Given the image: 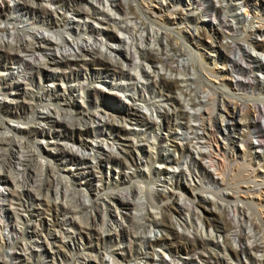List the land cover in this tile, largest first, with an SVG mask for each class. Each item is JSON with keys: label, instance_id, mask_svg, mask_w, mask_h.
Masks as SVG:
<instances>
[{"label": "bare ground", "instance_id": "obj_1", "mask_svg": "<svg viewBox=\"0 0 264 264\" xmlns=\"http://www.w3.org/2000/svg\"><path fill=\"white\" fill-rule=\"evenodd\" d=\"M12 1L17 2L15 3L16 8L20 10L15 16H9V14L5 15L2 9L0 10V17L5 16L4 18L12 24L11 27L7 22L6 27L3 28L5 31H0V66L4 65L7 71L1 75L9 74V78L12 79L11 82L5 85H2L0 82V92H3L6 99L11 97L12 101L16 102L19 101V96L21 95L25 105L22 112L17 106L18 103H15L16 106L12 107V109H4L6 101L2 100L0 101V112L6 117L25 120L26 126L22 128L10 123L9 121H11V119L5 120L0 118V181L8 183V185L11 184L13 187L11 192H8L9 195L7 198L3 201L10 206L9 209L16 215L18 213L14 210L17 208L13 207V205L16 204V200H20V197L24 195L30 197V192L24 185L25 174L22 175L23 179L22 176L20 177V170H25L24 168L22 169L23 162L27 161L26 157L23 155L24 148H29L27 152H29L32 157H35L36 165H38L42 171L45 168H50V164H48V160L41 157L40 151L37 148H41V144H43L42 147L47 151L54 150L56 147H61L63 153L59 157L60 162L62 164L70 162L71 165H81L82 169H86V173L89 175L88 179H85V181L83 180V182L79 184L85 183L88 187V192L93 195L94 199L99 203H94L97 206L90 210L89 207L93 206V202H91L87 194L81 195L78 190L76 191L73 187L70 188L71 185H69V181L60 179L53 174L55 182H58L59 178L61 184L64 186L61 195L58 191L59 187L54 188L55 200L62 196L60 201H53V207L56 209L53 220L56 219L57 227L60 229L68 226L69 232L72 229L71 225L73 220L70 218L67 219L66 216H64L65 211L70 210L68 208L70 205H67L70 203V199L66 198V196L70 195L73 201L79 206V210L81 209L85 212L87 216V219L84 217L85 220L87 221L90 219L91 226H87V223L86 226L90 228L89 230L93 231V238L96 242L101 240L100 234L102 232H112L113 230L120 229L126 236L125 239L123 237L120 242L121 248H123L122 254L129 251V256H131L132 249L134 248L133 254L135 256L145 254L143 253V247L145 245L150 247L154 242H157V239L155 238L151 241L150 238L144 236L143 230L151 227L161 229L163 226L171 225V223L166 224L162 209L159 211L161 219H157V213L153 212V209L152 211L146 208L147 205L143 202V199H146L147 203H149V207L153 205L156 207L160 194L150 189L146 184L141 185L143 181L138 180L136 171H140V169L135 170L134 167L143 166L147 168L149 160L153 158L163 162L168 159L167 154H160L156 158L154 157L155 151L154 154L152 151L157 149L155 148V143L158 140L161 129L167 126L163 121V117L166 115L169 108L167 106L159 107L157 104L152 107V111L149 113L148 109L141 107L139 103L146 101L142 93L146 84L138 80L137 75L140 74L131 73L130 69L132 67L139 68V70L147 74L148 77H153V81L155 82L165 78H173L175 82H177L176 80L178 79L179 84L183 85V87L186 86L188 79H190L186 76L184 77L187 72L182 75L183 77L171 74V72L175 70L173 67L180 66L183 72L184 67H188V60L180 61L179 58L175 57L182 54V50L178 49V44H180L181 41L179 36L180 33L178 32L175 34L165 25H158L155 19L160 17V15L151 8V5L154 3L159 6V10L165 9L168 14H171L168 5H165L166 3L164 4L163 2L168 1V3H176L180 2V0H129L123 4L121 2L114 4L109 0ZM231 1H233V5L242 3L243 7L249 9L253 8V4H259L257 0L255 3H253L252 0ZM143 7H146V11H144ZM146 12H149L151 16H155L156 18H154V20L152 18L150 19V16H147ZM68 14L72 15V19H69ZM233 16L236 15L234 14ZM145 21H148V27L144 25ZM254 21H260L261 23V20ZM236 22L240 24L238 17L236 18ZM252 23L253 22H250V24ZM177 24L181 25L185 31H187V29H192V32H189L190 36L193 37L192 39L196 41V44L199 43L197 35L199 31H195V27L189 26L186 20L180 21ZM244 28H246V30ZM241 29L242 30L238 29L236 34L234 33L236 30L232 26L231 28H226V30H215V33H220L223 39L230 40V43L223 44L221 48L232 52V48L235 47L237 35L247 40H255L258 37L264 36L263 24L243 25ZM117 32H125L126 36L120 38L117 36ZM172 39H175V41H171ZM108 42L114 43L117 48L112 50ZM247 47L253 49L250 43H247ZM247 51L249 50H245L244 56H246ZM248 57L251 59L249 64H246L249 69L264 72V63L260 59L257 57L251 58L250 55H248ZM136 59L139 60L140 65L134 63ZM8 61L14 64V66L8 67L6 65ZM231 61V65L237 72L243 73V66L237 61V57H232ZM2 62L5 64H2ZM90 64H97L98 66L89 70L87 66ZM151 64H155V67H157V71H151L153 75L150 74V71L143 68V66L150 67ZM197 64L202 65L201 62ZM197 64L195 62V65ZM129 65L132 67L129 68ZM12 69H14V71ZM180 69H176L175 71L181 72ZM195 69L196 68H194V71ZM191 70H193L192 67ZM254 73L256 72H253V81ZM36 78L39 79V84L37 85L35 83ZM134 79H136L137 82L131 83L130 80ZM142 79L144 80V78ZM148 79L150 78L144 81L146 82ZM48 80H50V82H48ZM95 81L107 86L109 89L107 94L119 96V94L123 92L124 97L128 101L125 102L123 100L109 98L107 100L105 99V103H100L101 101L95 97L97 89V87L93 85ZM248 83L247 90L251 88ZM262 84H264V80ZM236 86L240 90H244V85L236 83ZM175 89L177 90V88ZM217 89H219L218 100L221 101L219 104L220 108H218L217 112L214 114L208 109L197 106L198 108L196 107L193 113L197 116L201 114L209 116L207 118L209 125H206V121L205 124H203L204 121H201L206 117H200L202 123L200 121L197 122L199 123L201 134H215L212 145L215 147V150L211 149L210 151L214 152L213 154L222 156L224 161L230 165L232 162L234 164V162L237 161L238 152H236V145L247 147L250 133L255 132L262 137L264 136V131L260 129V126L256 125L257 117L263 115L264 104L253 103V101H245L244 104L239 102V98V101L236 100L235 98L237 97H230V95L224 97L223 87H218ZM126 90L133 91L134 94L130 96L127 94ZM200 91L203 94L201 96L202 99L198 101L200 104H204L210 95L208 96L207 93H204L203 88ZM182 92L183 91H180L179 93L178 91L180 99L183 97ZM86 93L91 102H93L94 109L90 110L87 107L85 109L84 106L80 107V105L77 104V111L79 113H86V118L83 120L84 123L80 121L76 122L75 119L73 120L71 118L73 115L70 111V108L76 102L73 97H78L80 99L83 95H86ZM210 97L212 98V96ZM53 103H56L57 106L50 110V105ZM199 103L198 105H200ZM193 105H195V103ZM99 106H101L102 109L98 108ZM39 107H44V110H40ZM106 109L109 111L111 110L113 113L106 111ZM35 110L38 111L36 112ZM210 110H212V108ZM24 111L27 112L26 116L24 115L23 117ZM213 124L214 128L212 129ZM134 126L138 127L139 131L133 129L132 127ZM54 127L57 128L53 129ZM147 133H153L151 145H148V148H142L139 142L147 141L145 139ZM135 135L140 136L141 140H137L134 137ZM38 138L40 139V146H31L30 141L35 142V139ZM91 142L96 143V145L92 146L94 148L91 149V151L94 150L95 152L93 155L90 153L81 154L72 149L75 145L81 148L88 147L92 145ZM165 151L170 154L174 150L165 149ZM246 152L247 150L239 155L244 162L247 161L246 157L249 156ZM200 153H204V151L199 150L198 154L200 155ZM5 157H7V159ZM4 159L7 161H4ZM170 160H172V157L167 161ZM12 161L14 162L12 163ZM4 165H7L6 170L2 169V167H5ZM245 165L249 166L248 161ZM12 166L15 170H18L16 171V175H14ZM106 167L109 171L113 173L116 172L115 176L111 175L110 178H104L102 175L97 174L96 169L102 170ZM84 173L85 172H80L78 176L83 178ZM156 174L165 181L175 177L173 173H169L166 170H157ZM257 177H260L258 179L264 178V176L260 175ZM33 182L37 183L35 180ZM254 182H258L264 190V181H257L256 179ZM258 183L256 184L258 185ZM128 184L133 186V191H130ZM36 185L38 186V183ZM260 193L264 194V191ZM140 194L143 195V199L140 197ZM229 194L232 195V192ZM50 196H48V198ZM103 196H106V199H104ZM202 200L205 201V198H202ZM20 202L18 203L20 204ZM49 202H47V205ZM36 205L37 206L32 207L28 203L23 205L24 209L19 207L22 208L24 212V214H22V221H30L27 224L33 229L32 235L37 233L35 230L37 227L35 223L32 222V217L36 216L38 219L40 217L39 215L42 213L38 211V208H40L38 206L40 205L39 202ZM187 208L190 209V206ZM121 209H126L131 212L123 216L120 213ZM71 210L73 209L71 208ZM245 214L248 215V213ZM112 215H115V218H113ZM116 215H119L120 218H116ZM189 218V216L185 218L183 225L189 224L191 227L192 223ZM96 219L100 220V227L98 226L97 228H95L98 222ZM202 225L204 226V224ZM228 225L231 227L230 224ZM82 226H84V224ZM235 226H237V224H235ZM10 227L14 231H20L14 224H11ZM75 228L79 227L77 226ZM66 229L64 230L68 232ZM82 229L84 228L81 227V230H78L79 234L83 232ZM250 229L252 230V228ZM195 230V240L198 238L203 244V237L200 235V231H198V229ZM47 235L50 236V233ZM12 237L14 238V236ZM8 243V246H10L11 239H8L2 244L5 245ZM28 243H31V250L39 247L37 245L38 240L30 239L27 242L19 244L21 252L26 251V248H30L27 246L29 245ZM2 244H0V246ZM47 244L52 245L50 242H47ZM251 248L256 250L259 249V251L263 252L262 256L264 255V244H261V242L253 245ZM55 251L58 253V250ZM21 260L22 259L19 258L15 264H20ZM113 262L119 264L115 261ZM206 262H208V259L205 260L204 263ZM159 263L171 264L166 262L163 258H161ZM101 264L104 263L101 262Z\"/></svg>", "mask_w": 264, "mask_h": 264}, {"label": "rangeland", "instance_id": "obj_2", "mask_svg": "<svg viewBox=\"0 0 264 264\" xmlns=\"http://www.w3.org/2000/svg\"><path fill=\"white\" fill-rule=\"evenodd\" d=\"M109 1L114 4H118L119 2L123 4L129 0ZM257 1L259 4H253L254 6L252 9L243 7L242 3L233 5V1L231 0H180V2L176 3H168L167 1L163 3L168 5L171 14H168L165 9L159 10V6L154 3L151 5V8L153 11L157 12L160 17L156 18L155 16H151L149 12H146V15L150 16V19L152 18L154 20V18H156L155 21L158 22V25H165L175 34L178 32L180 33L179 36L181 41L179 40L180 44H178L179 48H177L182 50V54L175 57L179 58L180 61L188 60V67H184V72L180 69V66L173 67L175 70L180 69L182 73L173 70L172 72L174 73L171 72V74H176L180 77L187 72L189 75L186 73L184 77L186 76L187 78H190L187 81V87H183V85L179 84L178 79L176 80L177 82H175L173 78H165L155 82L153 81V77H148L147 74L139 70V68L129 65V68L132 67L130 69L131 73L140 74L137 75L138 80H141L146 84L142 93L147 102H140L139 105L148 109L149 113H151L152 107L157 104L159 107L167 106L169 108L166 115L163 117V121L168 127L165 126L164 129H161L158 140L155 143V148L157 149L152 152L154 154L155 151L154 157L156 158L160 154H167V160L171 159V157L172 160H166L163 162L161 160L159 161V159L155 160V158H153L152 160H149L147 168H144L143 166L134 167L135 170L140 169V171H136L138 174V180L143 181L141 185L146 184L150 189L160 194L156 207H154V205L149 207V203H147L146 199H143V195L140 194V197L144 200L143 202L147 205L146 208L148 210L153 209L154 211H152L157 213V219H161L159 211L162 209L166 224L171 223V225L163 226L161 229L151 227L143 230L145 234L143 235L145 237L150 238L151 241L156 238L157 242H154L150 247L145 245L143 247V253L145 254L139 256L133 254L135 248L132 249L131 256H129V251L122 254L123 248H121L120 242L123 237L125 239L126 236L120 229L113 230L112 232H102L100 234L101 240L96 242L93 238V231L89 230V227L87 228V226H91L90 219L87 221L85 220V218L87 219L85 212L81 209V211L79 210V206L73 201L70 195L66 196V198L70 199V201L66 199L70 202L67 204L68 206L70 205V207L67 206L70 210L65 211L64 216H66L67 219L70 218L73 220L71 225L73 231L71 229L70 233L68 226L59 229L56 225V219L53 220V215L56 212V209L53 207V201H60L62 197H59L57 200L54 198L55 187H59L58 191L60 195L64 189L60 179L69 181L70 183H68L71 185L70 188L73 187L76 191L78 190L81 195L87 194L89 196L88 198L93 202V206L89 207L90 210L97 206L94 203L99 202L88 192V187L85 183L79 184L80 182H83V180L85 181V179H88L89 175L86 173V169H82L81 165H71L70 162L62 164L59 158L63 153L61 147H56L54 150L47 151L42 147L43 144H41V148L37 149L40 151L39 153L41 154V157L48 160L50 168H45L41 171L39 166L36 165L35 157H32L30 153L27 152L29 151V148L23 149V155L26 157L27 161L23 162L22 169L24 168L25 170H20V177L25 174L24 185L27 187L26 189L29 190L30 197L24 195L22 196L24 199L20 197V200H16V204H12L13 207L17 208L14 211L18 214H13L9 209L10 206L3 201L9 195L8 192H11L13 188L12 185L0 181V244L11 239L10 246L7 247L6 244L0 246V264H15L19 258L22 259L20 264H23L22 252L26 251L21 252L19 244L27 242L30 239L38 240L39 244L37 243V245L39 247L31 250V243H28L29 245L27 246L30 248H28L27 251V258H30L31 260L30 263L27 264H101V262L104 264H115L113 261L119 264H160L159 262L161 261V258L171 264H264V255L262 256L263 252L259 251V249L256 250L251 248L253 245L260 242L261 244H264V203L258 199L260 198V194L258 196V193L264 190L258 182H254L256 179L257 181H264V178L258 179L260 177H257L258 175L264 176V136L262 137L255 132L250 133L247 147L236 145V152H238L237 161H235L234 164L232 162L229 165L224 161L222 156L213 154L214 152L210 151L211 149L215 150V147L212 146L215 134H201L198 125L199 123L197 122L201 120L200 117H206L201 121H204L203 124H205L206 121V125H209V121H207L209 116H204L202 114L197 116L193 113L197 106L202 107L203 109H208L214 114L217 112L218 108L216 107V101L214 99L218 100V86H222L225 91H228V78H231V74L239 73L231 65V57H236L237 55L242 54V56L245 57V63L249 64L251 59L248 55H250L251 58L257 57L264 63V36L258 37L255 40H247L244 39V37L241 38L242 36L237 35L235 47L232 48L233 51L231 52L221 48L223 44L230 43V40L223 39L220 33H215V30H226V28H231L232 26L235 28L236 32L234 33L236 34L238 29L242 30L241 27L243 28V25L250 26L261 24L260 21H252V18H263L264 20V0ZM252 2L255 3L256 0H252ZM15 3L17 2H13L12 0H0V10L2 9V12H4L5 15L9 14V16H15L17 12H20V10L16 8ZM143 8L144 11H146V7ZM234 14L236 16H233ZM4 17H0V31L2 32L5 31L3 28L6 27L7 22L8 25L12 27L11 22L7 21ZM68 17L69 19H72V15L68 14ZM237 17L240 24L236 22ZM183 19L186 20L189 26L195 27V31H199V34H197L199 39L198 44H196V41L190 36L192 29H187V31H185L181 25L177 24L180 21H185ZM249 22L253 23L248 24ZM144 25L148 27V21H145ZM244 29L246 30V28ZM116 34L120 38L126 36L125 32H117ZM171 41L174 42L175 39H172ZM247 43H250L253 46V49L248 48ZM108 44L112 50L117 48L112 42H108ZM242 49L249 50L246 52V56L243 55L244 53H241ZM195 62L196 64L201 62L202 65H195ZM134 63L140 65V62L137 59L134 60ZM2 64L5 63L2 62ZM6 65L8 67L14 66L10 61L6 62ZM97 66V64H90L87 68L90 70ZM191 67L193 70H191ZM143 68L150 71L151 75H153V72L151 71H157L155 64H151L150 67L143 66ZM194 68L197 70L195 69L194 71ZM12 70L14 71V69ZM5 72H7L6 67L4 65L0 66V82L2 85L12 81V79L9 78V74L1 75ZM255 72L254 81H260L261 79L264 80V72L258 70H255ZM140 76L144 78V80L147 78L150 79L145 82ZM126 81L128 82L127 79ZM48 82H50V80H48ZM130 82L135 83L137 80H130ZM35 83L36 85L39 84L38 78H36ZM240 84L244 85V83ZM93 85L97 87L95 97L101 101L100 103H105V99L107 100L109 98L114 100L119 99L125 102L128 101L124 97L123 92H121L119 96H113L107 94L109 89L106 85L97 81L93 82ZM248 85L251 86L248 90L252 95L264 97V84L261 82H254L248 83ZM175 88H177V90ZM202 88L204 89V93H207L208 96L210 95L213 98L212 99L209 96L206 101L207 103L205 102L206 104H200L198 101L202 99L201 96L203 93L200 91ZM231 90L243 91L236 86V83H231ZM178 91L179 93L180 91H183L182 96L184 99L183 97H181V99L179 98ZM126 92L130 96L134 94L133 91L126 90ZM73 99H75L76 102L70 108L73 115L71 118L73 120L75 119L76 122L80 121L84 123L83 120L86 118V113H79L76 105L78 104L80 107L84 106L85 109L87 107L91 110L94 109V104L87 96V93L80 99L78 97H73ZM235 99L238 100V98ZM2 100L6 101L4 109H12V107H15L18 103L17 106L19 110L21 112L24 110L23 107L25 103H23L24 100L21 95L19 96V101L16 102L12 101L11 97L6 99L3 92H0V101ZM193 102L195 105H193ZM197 102L200 105H198ZM55 106H57L56 103L50 105V110ZM98 108L102 109L101 106ZM211 108L212 110H210ZM39 109L44 110V107H39ZM38 110L35 111L37 112ZM106 111L113 113L111 110L109 111L106 109ZM24 112V114L22 113L23 117L24 115L26 116L27 111ZM262 114L263 115H260V117H257L256 125L260 126V129L264 131V109ZM67 116L70 117L69 115ZM0 118L5 120L11 119V121H9L10 123L22 128L26 126L25 120L13 119L8 116L6 117L1 114V112ZM55 128L57 127H54L53 129ZM132 128L139 131L138 127L134 126ZM213 128L214 124L212 129ZM134 137L137 140H141L140 136L135 135ZM152 138L153 133H147L145 136L147 141L139 142L141 147L148 148V145H151ZM38 139H35V142L30 141L31 146L36 145L39 147L40 139ZM91 144L92 145L88 147L82 148L75 145L72 149L81 154L90 153L93 155L95 152L94 150L91 151V149L94 148L92 146L96 145V143L91 142ZM165 149H172L174 151L168 154ZM199 150L204 151V153H200L199 155ZM246 150L248 152H246V154L249 155L246 157L249 166L245 165L247 161L244 162L243 159L239 157V155ZM5 158L7 159V157ZM4 161L7 160L4 159ZM13 162L14 161H12V163ZM4 166L5 167H2V169L6 170L7 165ZM12 170L14 175H16V171L18 170H15L13 166ZM155 170H166L169 173H173L175 177L165 181L162 177L156 174ZM96 171L98 175H102L104 178H110L111 175L115 176L116 173L109 171L107 167L102 170L96 169ZM80 172H85L83 178L78 176ZM53 174L60 178H58V182L56 181L57 184L53 179ZM34 180L38 183V186L36 185L37 183L33 182ZM256 183H258V185ZM128 187H130V191H133L132 185L128 184ZM256 187L261 188L258 189ZM231 192L232 195L229 194ZM48 196L52 199L50 197L48 198ZM103 197L106 199V196ZM202 198H205V201H203ZM18 202H20V204ZM38 202L40 204L38 205L40 207L38 208V211L42 213L39 215L40 217L38 219L36 216L32 217V222H34L37 227L35 228L37 233L32 235L33 229L27 224L30 221H25L26 224L22 221V214H24L22 210L24 209L23 205L29 203V205L34 207L37 206L36 204H38ZM47 202H49L48 205ZM188 206H190V209L187 208ZM19 207H22L23 209ZM129 212L131 211L126 209H121L120 211L123 216ZM245 213H248V215ZM187 216L190 217L189 219L192 223L191 227L189 224L183 225ZM112 217L115 218V215H112ZM118 217L120 218L119 215H116V218ZM96 220L98 222L95 228L98 226L100 227V220ZM11 224H14L20 231H14L11 229ZM81 224H84V226ZM202 224H204V226ZM228 224H230L231 227H229ZM235 224H237V226H235ZM80 225L84 229H82L83 232L79 234L78 230H81ZM77 226L79 228H75ZM250 228H252V230ZM195 229L200 231V235L203 237V244L198 238L195 240ZM48 233H50V236L47 235ZM12 236H14L15 239ZM47 242L52 243V245H48ZM54 249L58 250V253ZM6 251L8 254H6ZM184 257L189 258L187 259ZM207 259L208 262L204 263Z\"/></svg>", "mask_w": 264, "mask_h": 264}, {"label": "built area", "instance_id": "obj_3", "mask_svg": "<svg viewBox=\"0 0 264 264\" xmlns=\"http://www.w3.org/2000/svg\"><path fill=\"white\" fill-rule=\"evenodd\" d=\"M253 20H261V24H263V27H264V21L262 20V18H252V21ZM248 24H250V22ZM245 50H248V49H242L241 53H244ZM236 57H237V61L243 65V73L231 74V78H228V83H229L228 88H227L228 91H225V89H224L223 96L227 97L230 95V97H237V98H239L240 102L244 103V104H245V101H253V103L264 104V97H258L256 95H252L247 90V83L248 82H261V83H263V79H261L260 81H253V72H255V71L252 69H249L246 66V63L244 62V57L242 56V54L237 55ZM230 83H244V90L243 91L230 90ZM218 87H222V86H218ZM215 101H216V107L220 108L219 104L221 103V101H219L217 99H215ZM216 107H215V109H216ZM259 194H260V196H259ZM258 196L260 197L258 199H260L264 203V194L258 193ZM9 243L6 244L7 247L9 245ZM27 250H28V248H26V252H22L23 264L30 263V260H31V259L27 258ZM6 254H7V251H6Z\"/></svg>", "mask_w": 264, "mask_h": 264}]
</instances>
